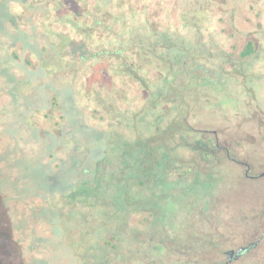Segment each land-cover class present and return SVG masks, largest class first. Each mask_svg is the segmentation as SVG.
<instances>
[{
    "label": "flooded vegetation",
    "instance_id": "obj_1",
    "mask_svg": "<svg viewBox=\"0 0 264 264\" xmlns=\"http://www.w3.org/2000/svg\"><path fill=\"white\" fill-rule=\"evenodd\" d=\"M175 35L201 49L198 40ZM248 43L253 53L243 57ZM256 52L250 38L241 62L191 60L173 65L169 77L155 71L154 80L142 63L136 82L158 92L104 97L102 108L79 110L77 126L93 132L90 140L66 133L60 100L25 110L47 120L42 132L55 162L35 210L10 225L6 206L0 211V243L14 254L9 264H264V96L247 100L251 88L241 85L257 74L246 72ZM91 63L95 77L98 68L109 72L108 61ZM257 89L264 93L263 84ZM243 127L252 140L242 138Z\"/></svg>",
    "mask_w": 264,
    "mask_h": 264
},
{
    "label": "rangeland",
    "instance_id": "obj_2",
    "mask_svg": "<svg viewBox=\"0 0 264 264\" xmlns=\"http://www.w3.org/2000/svg\"><path fill=\"white\" fill-rule=\"evenodd\" d=\"M72 1L64 0L68 16L77 9ZM129 1L131 2L125 0L127 4ZM131 4L137 9H146V13L152 16L159 28L169 25L173 33L198 40L201 49L193 46L189 48V51L195 55L194 60L198 62H207L210 65L224 61L241 62L244 45L248 39L253 38L257 52L251 63H248L246 72L253 70L254 67L257 74H246L247 78H243L245 81L241 80V85L243 88H251L244 92L247 100L254 101L259 99L260 95L264 96V93L261 94L260 89H257L261 84L264 86V0H132ZM61 27L64 31L72 32L69 26ZM195 29H200L199 36ZM98 61L110 63L107 74L103 69L98 68V75L95 77L91 61L89 62L91 69H87L88 64L80 66L78 70V74L81 75L74 79L75 94L72 95L71 91L67 90L60 93L59 102L66 110L67 134L78 132L79 110L89 114L94 108H102L96 101L99 92L105 98L113 99L121 98L118 96L122 94L147 92L142 84H138L121 71L119 62L109 59ZM96 65L100 67V64ZM153 76L149 75L151 80H154ZM256 77L260 80H256ZM49 82L52 83L51 80ZM149 82L151 83L150 80ZM124 102L126 100L117 101L118 105ZM39 103L35 105L38 107ZM22 105L13 102L9 97L0 96V195L4 200L0 201V211L6 206L7 218L3 221L7 220L6 223L9 225L10 221L14 223L17 220L23 210L30 207L35 210L37 201L42 197L38 191L48 190L46 173L53 172L55 162H49V144L46 143L48 139L42 132L43 127H48L47 120L34 116L33 112L25 111ZM60 115L61 112L56 110L52 124L59 121ZM88 121L91 123L89 118ZM247 128L243 127L242 138L250 141L252 138L244 132ZM56 135L58 136L59 133L56 132ZM82 135L90 140L93 132L85 128L82 129ZM52 147L56 150V143ZM59 249L63 254L64 248L59 247ZM0 251V264L11 263L14 258L13 250L0 243ZM34 254H37L36 251ZM62 260H34L33 264H72Z\"/></svg>",
    "mask_w": 264,
    "mask_h": 264
},
{
    "label": "trees",
    "instance_id": "obj_3",
    "mask_svg": "<svg viewBox=\"0 0 264 264\" xmlns=\"http://www.w3.org/2000/svg\"><path fill=\"white\" fill-rule=\"evenodd\" d=\"M72 2L77 9L68 16L64 0H0L1 97L22 103L25 110L36 108L37 102L41 110H48L52 101L58 103L61 91L75 94L78 70L88 64L91 69V61H117L121 71L138 82L142 63L149 75L161 70L163 77H169L175 74V65L195 61L194 53L183 39L177 40L169 25L159 28L146 9L135 8L132 0L129 4L125 0ZM13 3L22 7L20 13L13 10ZM61 26H69L74 34ZM252 53L248 43L242 56ZM158 62L166 63L164 68H156ZM169 83L166 79L164 87ZM144 85L147 92H158L157 85ZM97 99L105 106L101 92ZM154 102L152 98L150 103ZM59 109L66 114L61 104Z\"/></svg>",
    "mask_w": 264,
    "mask_h": 264
}]
</instances>
